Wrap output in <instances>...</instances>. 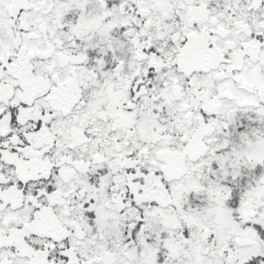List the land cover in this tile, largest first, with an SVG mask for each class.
Masks as SVG:
<instances>
[{
    "label": "snow or ice",
    "instance_id": "6c2138e0",
    "mask_svg": "<svg viewBox=\"0 0 264 264\" xmlns=\"http://www.w3.org/2000/svg\"><path fill=\"white\" fill-rule=\"evenodd\" d=\"M0 264H264V0H0Z\"/></svg>",
    "mask_w": 264,
    "mask_h": 264
}]
</instances>
